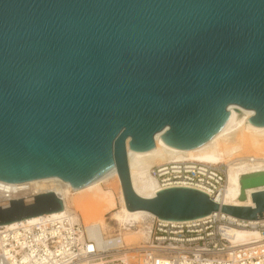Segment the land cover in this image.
Listing matches in <instances>:
<instances>
[{"label": "water", "instance_id": "95a60500", "mask_svg": "<svg viewBox=\"0 0 264 264\" xmlns=\"http://www.w3.org/2000/svg\"><path fill=\"white\" fill-rule=\"evenodd\" d=\"M231 104L264 126V0H0V179L57 176L78 189L117 170L128 210L193 220L221 211L264 218L252 205L173 186L133 187L129 147L155 135L190 149L230 119ZM264 186V170L242 175ZM53 191L0 202V226L62 211Z\"/></svg>", "mask_w": 264, "mask_h": 264}, {"label": "built area", "instance_id": "2783aa9c", "mask_svg": "<svg viewBox=\"0 0 264 264\" xmlns=\"http://www.w3.org/2000/svg\"><path fill=\"white\" fill-rule=\"evenodd\" d=\"M151 174L162 189L193 187L220 203L227 188V166L221 162L171 160L151 167ZM0 193V202L37 195L30 184L16 191L5 182ZM13 194L18 198L10 199ZM19 222L0 226V264H264V218L246 221L221 211L185 221L155 216L148 220V238L139 245L127 244L120 227L97 235L73 210ZM225 226L255 230L258 237L233 242Z\"/></svg>", "mask_w": 264, "mask_h": 264}, {"label": "bare ground", "instance_id": "6f19581e", "mask_svg": "<svg viewBox=\"0 0 264 264\" xmlns=\"http://www.w3.org/2000/svg\"><path fill=\"white\" fill-rule=\"evenodd\" d=\"M229 109L230 111L238 109L239 112L233 110L230 119L217 134L207 142L194 148L182 149L169 145L163 140L162 132H158L155 135L156 144L154 148L137 151L129 147V138L127 140L128 161L132 184L136 192L142 196L150 197L162 189L158 179L151 174V167L159 162L189 159L224 163L228 160L227 188L222 197L219 198L221 203L254 206L255 203L252 200L251 193L264 189V186L247 189L248 198L241 200L240 196L243 188L242 175L264 170V158L248 157L247 159H232L231 157L246 145L255 148L254 151L264 152V126L258 127L247 122L255 114L253 109H247L237 104H231ZM221 142L224 144H222L223 146H221ZM111 177H117L118 182L121 184L120 203L111 190L100 188L101 183L106 182ZM1 182L11 184V187L16 189V191L19 190V187L22 188L24 185L30 184L34 195L35 193L53 191L64 200L65 206L62 211L33 216L24 220V222L33 223L46 216L56 217L73 210L80 218L84 217L86 225L95 230L97 235L101 233L103 236V234L107 233L109 226L106 213L111 212V219L120 224V229L124 228L122 231L124 239L126 243L128 242L127 244H131L138 237L139 233L148 238L149 230L147 223L149 218L155 217L153 213L147 210H128L121 179L116 169L109 175L78 189L73 188L71 183L57 176L24 182H7L0 179ZM81 193L90 194L85 196L79 195ZM2 197L3 195L0 193V201ZM15 198H18V196L14 194L10 197V199ZM19 223L17 221L6 225L15 226ZM223 231L233 242L249 243L256 241L252 239L258 237V233L255 230L248 228H230L225 226L223 227ZM125 233L129 241L126 239Z\"/></svg>", "mask_w": 264, "mask_h": 264}, {"label": "rangeland", "instance_id": "374dc122", "mask_svg": "<svg viewBox=\"0 0 264 264\" xmlns=\"http://www.w3.org/2000/svg\"><path fill=\"white\" fill-rule=\"evenodd\" d=\"M220 144H221V146L224 145L222 142ZM254 150H255V148H253L251 146H247V145L243 146L231 158L232 159H237V158L247 159L248 157H257V158H262L263 157L264 158V152H259L257 150L256 151H254ZM161 163H164V162H161ZM161 163L159 162L158 164H161ZM224 163L226 164V166L228 168V160H226ZM158 164H156V165H158ZM120 187H121V184L118 182V178L117 177H111L106 182L101 183V185H100L101 189L111 190L116 195L117 201L119 203H120ZM88 194H90V193H81L79 195L85 196V195H88ZM76 196H77V194H76ZM106 217H107L108 224H109V226L107 228V234L110 235L111 233L113 234V232L116 230V228L120 227V224L117 221H115L114 219L113 220L111 219V217H112V213L111 212L106 213ZM81 219L85 222V224H87L86 221L84 220L83 216L81 217ZM140 227H142V225H140ZM125 237H126V233H125ZM126 239L128 240L127 237H126ZM146 239L147 238H145L142 233H139L138 237L131 244L135 243V244L139 245V243L143 242Z\"/></svg>", "mask_w": 264, "mask_h": 264}]
</instances>
